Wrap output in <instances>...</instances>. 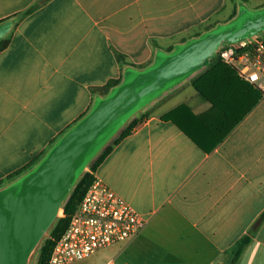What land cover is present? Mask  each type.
<instances>
[{
  "label": "crops",
  "instance_id": "0c3cea01",
  "mask_svg": "<svg viewBox=\"0 0 264 264\" xmlns=\"http://www.w3.org/2000/svg\"><path fill=\"white\" fill-rule=\"evenodd\" d=\"M240 3L0 0V20H14L0 51V181L47 150L89 110L94 90L121 76L117 54L130 66L146 64L158 51L227 22ZM208 65L157 100L97 168L147 223L135 237L80 261L229 264L234 244L252 233L235 264H264V94L236 69L204 74ZM201 74L207 97L191 82ZM179 94L184 101L164 107ZM173 110L172 119L162 117ZM197 116V126H235L207 152L180 128Z\"/></svg>",
  "mask_w": 264,
  "mask_h": 264
},
{
  "label": "water",
  "instance_id": "95a60500",
  "mask_svg": "<svg viewBox=\"0 0 264 264\" xmlns=\"http://www.w3.org/2000/svg\"><path fill=\"white\" fill-rule=\"evenodd\" d=\"M237 15L172 51L160 50L145 68L129 66L122 82L94 98L30 169L0 186V264H32L42 241L63 214V204L92 160L137 113L204 67L223 44L241 47L264 33V7L238 5ZM14 20L0 23V39Z\"/></svg>",
  "mask_w": 264,
  "mask_h": 264
},
{
  "label": "built area",
  "instance_id": "2783aa9c",
  "mask_svg": "<svg viewBox=\"0 0 264 264\" xmlns=\"http://www.w3.org/2000/svg\"><path fill=\"white\" fill-rule=\"evenodd\" d=\"M217 56L264 94V33L241 47L223 44ZM91 173L93 181L72 214L64 234L56 241L48 264H71L83 260L99 249L135 237L147 223L145 215L116 193L96 172Z\"/></svg>",
  "mask_w": 264,
  "mask_h": 264
},
{
  "label": "trees",
  "instance_id": "16d2710c",
  "mask_svg": "<svg viewBox=\"0 0 264 264\" xmlns=\"http://www.w3.org/2000/svg\"><path fill=\"white\" fill-rule=\"evenodd\" d=\"M234 1H240L241 3H246L247 2V0H234ZM261 7H264V3L259 5V6H257L256 9H259ZM237 12H238V9L236 8L230 19L234 18L237 15ZM9 19L10 18L2 19V20H0V23L4 22L6 20H9ZM213 27H215V26H212V27L206 29L205 31H208V30L212 29ZM201 34L202 33L197 34L196 37L201 35ZM10 40H11V33L8 36H6L5 38L0 39V51L5 49L9 45ZM173 49H174V47H171V48L168 49V51H172ZM117 57H118L119 61L122 63V67H123V72H122L121 76L119 78H116V79H111V80H109L107 82V84L105 86L95 89L94 92H93L94 95H96V96H98V95H102V96L107 95L113 87L119 85L122 82V80L124 78L125 69L127 67H129L131 64L126 62V60H125V58H124V56L122 54H117ZM153 62H154V60H151L150 62H148L146 64L133 65V66L137 67V68H145V67L149 66L150 64H152ZM205 64H209V65L207 67L208 69H207L206 73H204V74H208L211 70H215V69H218V68H228V69L229 68H233V69H235L232 66H228V65H225L224 63H222L219 60L217 55L209 58L205 62ZM204 74H201V76H199L197 78L192 77L191 78V82H192V85L202 95H205V97H207V94L204 92V90L202 89V87L200 85V79H201V77ZM169 91H170V89H169ZM164 95L165 94L161 95L157 100L162 98ZM261 97H262L261 93H258V97L253 102V105H255V103L257 101H259L261 99ZM156 101L152 102L148 107H146L141 112H139L135 116H133L129 120V122L119 131V133L111 140V142L109 144H107L103 148V150L100 152V154H98V156H96L92 160V162L89 165V170L87 172H85L84 175L80 178V180L77 182V184L75 185L74 189L72 190V192L68 196L66 202L63 204V216H60L57 219V221L55 222L54 226L50 230L49 235L42 241L40 247L38 248V250H37V252H36V254L34 256L32 264H48L49 258L51 256V253L53 251V248L55 246L56 241L59 238H61V236L64 234L65 230L68 227V224L70 222L72 214L78 208L80 201L82 200L83 196L85 195L86 191L88 190L90 184L93 181L94 176H93V174L91 172H96V170L99 167V165L111 153L113 148L117 144H119L124 138H126L127 136L132 134L133 131L139 125H141L145 119H147L151 115L150 108L154 105V103ZM91 106H92V104H91ZM91 106H90V108H91ZM90 108H89V110H90ZM87 112H85L82 116H80L78 118V120L81 119ZM175 112L176 111L173 110V111L168 112L167 114L163 115L162 117L164 119H172ZM195 118L193 119V122L191 121L192 123H191V125L189 127L184 125V123H180V128L200 148H202L204 151H207V152H210V151L214 150L224 140V138L228 135V133L235 126V125L224 126V125H220V124H214L213 126H209V125L208 126H197V125H195L194 122H195V120H196V122H197V120H199V116H197ZM77 121H75L74 123H76ZM71 126L67 127L63 132H61L59 134V136L55 140H53L51 142L50 147ZM47 150L42 152L39 156L34 158L29 164H27L23 168L17 170L13 174L9 175L5 180H1L0 181V186L8 183L9 181L13 180L17 176L21 175L22 173H24L25 171L30 169L35 163H37L43 157V155L47 152ZM263 220H264V211L260 215V218H259V221H263ZM252 239H253V234L249 233V234H246V235L242 236L234 244V246L232 247V249L229 252V255H230V263L229 264H235L237 262V260L241 256L242 252L244 251L245 247L252 241Z\"/></svg>",
  "mask_w": 264,
  "mask_h": 264
},
{
  "label": "rangeland",
  "instance_id": "374dc122",
  "mask_svg": "<svg viewBox=\"0 0 264 264\" xmlns=\"http://www.w3.org/2000/svg\"><path fill=\"white\" fill-rule=\"evenodd\" d=\"M250 9H252V10H255L256 8H255V6H253V5H250V4H248L247 5ZM184 99V95L182 94V95H178V96H174L172 99H170L166 104H165V106L164 107H171V106H173V105H175L176 103H178V102H181V101H184L183 100ZM72 264H88L86 261H79V262H75V263H72ZM92 264H98V260H95V262L94 263H92Z\"/></svg>",
  "mask_w": 264,
  "mask_h": 264
}]
</instances>
